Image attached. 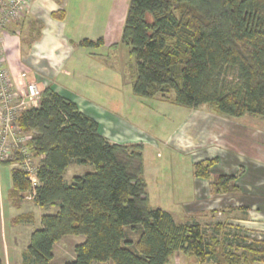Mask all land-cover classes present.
Returning a JSON list of instances; mask_svg holds the SVG:
<instances>
[{"label": "trees", "instance_id": "obj_1", "mask_svg": "<svg viewBox=\"0 0 264 264\" xmlns=\"http://www.w3.org/2000/svg\"><path fill=\"white\" fill-rule=\"evenodd\" d=\"M122 42L134 57L135 95L172 93L171 102L181 106L207 104L233 118L264 117V0H130ZM17 123L41 160L34 186L29 173L15 166L23 159L18 152L0 162L14 166L9 196L29 192L36 205L57 207L41 215V227L22 253L24 264H50L54 244L67 235L84 240L63 264H165L176 251L201 263L206 255L218 260L210 246L216 241L205 237L199 223L176 222L169 212L148 207L143 144L110 142L94 118L50 85ZM72 162L92 170L66 181ZM200 173L196 163L195 175ZM128 229L138 231L135 242ZM247 247L255 251L258 244Z\"/></svg>", "mask_w": 264, "mask_h": 264}, {"label": "rangeland", "instance_id": "obj_2", "mask_svg": "<svg viewBox=\"0 0 264 264\" xmlns=\"http://www.w3.org/2000/svg\"><path fill=\"white\" fill-rule=\"evenodd\" d=\"M129 3L130 0H108L102 22L103 29L107 28L105 45L74 52L72 90L115 116L114 128L105 130L107 136L115 137L121 144H143L142 178L148 207L169 212L176 222L196 221L205 237L216 241L210 246L218 260L206 255L201 263L190 253L176 251L165 264H264V117L246 114L233 118L207 104L181 106L171 102L172 93H157L154 97L135 95L131 87L134 57L122 42ZM37 35L33 31L31 36L22 37L24 50H20L19 57L25 63L29 57L26 46L39 39ZM4 58L8 69L5 54ZM25 74L40 92L37 103L29 104L32 107L38 105L47 86L29 80ZM117 129L120 132H115ZM123 135L133 139H123ZM12 138L9 134L6 139L10 151L6 160L18 152L23 159L15 166L23 167L25 156ZM27 142L23 146L28 150L26 159L33 170L40 164L41 156L30 152ZM196 163L200 176L195 175ZM13 167L2 166L3 179L6 177L3 186L8 185ZM91 170V165L72 162L64 172V179L69 181L74 175ZM27 172L34 186L36 178ZM222 174L228 177L226 181L223 179L224 184L219 182ZM10 202L17 252L24 249L23 253L33 230L41 227L40 216L54 211L37 206L31 196L15 192ZM127 235L135 242L139 233L128 229ZM74 238L67 235L55 243L51 264H62L72 257ZM253 242L258 244L255 251L247 247ZM19 264H24L22 254Z\"/></svg>", "mask_w": 264, "mask_h": 264}, {"label": "crops", "instance_id": "obj_3", "mask_svg": "<svg viewBox=\"0 0 264 264\" xmlns=\"http://www.w3.org/2000/svg\"><path fill=\"white\" fill-rule=\"evenodd\" d=\"M107 3L108 0H32L22 20L2 28L1 34L4 37L3 53L9 63L6 70L14 83H19L20 74L27 72L29 80H35L42 86H52L59 94L72 99L80 111L94 118L99 124L100 132L110 142L119 143L120 141H116L115 137H109L105 132L108 127L114 128L115 116L72 90L74 52L83 47H95L83 46L79 42L82 39L96 41L102 38L101 44L105 45L104 38L107 28L103 29L102 22L106 14ZM33 31L38 32L39 39L36 38L35 41H31V44H27L26 52L29 57L32 56V59L29 60L28 57L25 63L19 57L20 50H24L22 37L31 36ZM114 33L112 30L111 34L114 35ZM78 51L84 52L83 50ZM78 74L81 75V73ZM115 132L120 131L117 129ZM123 136V139H133L127 138L126 135ZM3 165L0 163V260L2 264H19L20 255L24 249L17 252L9 196L11 178L8 185L5 183L3 186V180L6 178L3 179L2 175ZM49 207L54 212L57 210L56 206ZM72 237L76 239L73 246L84 240L82 235H72ZM73 258L74 252L69 260ZM93 264L103 263L94 262Z\"/></svg>", "mask_w": 264, "mask_h": 264}, {"label": "built area", "instance_id": "obj_4", "mask_svg": "<svg viewBox=\"0 0 264 264\" xmlns=\"http://www.w3.org/2000/svg\"><path fill=\"white\" fill-rule=\"evenodd\" d=\"M31 1L32 0H0V162L6 160L7 156L10 155L6 139L8 135L11 134L13 135L12 139L14 145L17 146V149H19L18 151L25 156L23 164L26 165L23 167L21 166L22 169L31 172L35 177L36 169L33 168V170H31L29 168V160L28 158L26 159V151L28 150L23 146V144L29 140L30 135L24 134L21 130L17 123V117L23 110L29 108L31 102L37 103L40 92L35 82L26 79L25 73L20 74L21 81H19V83L16 84L12 81L4 66V37L1 34L2 28L22 20L26 15Z\"/></svg>", "mask_w": 264, "mask_h": 264}, {"label": "water", "instance_id": "obj_5", "mask_svg": "<svg viewBox=\"0 0 264 264\" xmlns=\"http://www.w3.org/2000/svg\"><path fill=\"white\" fill-rule=\"evenodd\" d=\"M23 196H28V197H30L31 195H30L29 192H26V193L23 194Z\"/></svg>", "mask_w": 264, "mask_h": 264}]
</instances>
